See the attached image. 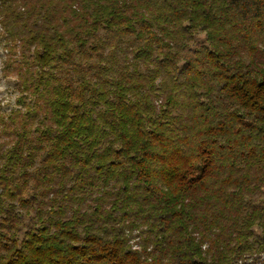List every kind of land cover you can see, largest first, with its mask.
I'll list each match as a JSON object with an SVG mask.
<instances>
[{"label": "trees", "instance_id": "1", "mask_svg": "<svg viewBox=\"0 0 264 264\" xmlns=\"http://www.w3.org/2000/svg\"><path fill=\"white\" fill-rule=\"evenodd\" d=\"M0 35V264H264V0H0Z\"/></svg>", "mask_w": 264, "mask_h": 264}, {"label": "rangeland", "instance_id": "2", "mask_svg": "<svg viewBox=\"0 0 264 264\" xmlns=\"http://www.w3.org/2000/svg\"><path fill=\"white\" fill-rule=\"evenodd\" d=\"M2 34V33H1ZM9 58V52L4 48V44L0 35V117H7L12 110L17 109V99L19 98V89H18V81H16V77L13 74H8L7 72L4 74V66L5 62ZM38 216L32 214L31 217L25 218V225L30 223H36L38 219L45 218L44 216L41 218H37ZM47 220V218H45ZM44 219V220H45ZM25 231H21L20 236L23 237ZM133 247H137L140 241L139 234L136 231L131 234Z\"/></svg>", "mask_w": 264, "mask_h": 264}]
</instances>
